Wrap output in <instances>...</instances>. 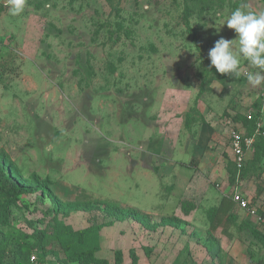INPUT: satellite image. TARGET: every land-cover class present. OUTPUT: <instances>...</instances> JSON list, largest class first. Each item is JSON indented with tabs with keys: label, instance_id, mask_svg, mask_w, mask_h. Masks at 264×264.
<instances>
[{
	"label": "rangeland",
	"instance_id": "1",
	"mask_svg": "<svg viewBox=\"0 0 264 264\" xmlns=\"http://www.w3.org/2000/svg\"><path fill=\"white\" fill-rule=\"evenodd\" d=\"M242 2L264 10L262 0H27L11 16L0 0V159L24 185L49 180L61 205L38 193L11 207L0 227L7 262L31 264L39 232L46 264L77 258L79 233L91 228L96 257L110 264H131L132 246L139 264H264L255 219L233 205L236 219L214 232L207 218L236 194L264 208V159L232 179L229 143L244 113L260 112L264 137V85L243 71L210 73L207 62L218 39L235 38L216 27ZM122 210L147 216L150 228L131 218L106 228Z\"/></svg>",
	"mask_w": 264,
	"mask_h": 264
},
{
	"label": "trees",
	"instance_id": "2",
	"mask_svg": "<svg viewBox=\"0 0 264 264\" xmlns=\"http://www.w3.org/2000/svg\"><path fill=\"white\" fill-rule=\"evenodd\" d=\"M188 1H195V0H188ZM264 2V0H262ZM138 7V4H136ZM238 7V4L232 5V11ZM194 16V12L189 6L186 7L184 10V14L182 16L184 26L186 27V30L188 33L193 35V40L195 43H197V35L198 31L194 30L190 24L191 18ZM101 28V27H100ZM120 30H122L124 27L123 25H119ZM100 34L99 29L94 33V37H96ZM209 71L210 73L217 74L214 66L210 67L211 62L207 60ZM224 75V74H223ZM201 93L197 97L196 103L198 102L200 98ZM258 107V106H257ZM200 115L198 112L197 106L192 110L191 113L187 115L186 120V127L191 128L192 124L196 122L197 117H195V114ZM201 117V116H200ZM236 122H240L243 127L246 130V134L248 136H252L255 133L256 130V124L261 121V114L260 112H254V118L253 121L249 122L246 119V114L243 116V120L236 119ZM263 130V128H262ZM261 130V131H262ZM253 159L251 162L248 160L245 168L241 172V177L244 178V176L249 173L251 170L257 169V167L260 165L262 160L264 159V137L262 134H259L256 137L255 143L253 148ZM235 167V166H234ZM232 179L236 177L237 170L235 167V170L232 172ZM20 174L18 173L17 169L14 168V166L11 163H7L6 161L0 159V227L9 225V219L11 214V207L16 206L20 199L22 197L26 196H32L35 194H42V196H47L53 201H56V197L53 196L52 192L50 191L49 185L50 181H42L39 178H36L35 183L32 186L24 185L21 181ZM232 201V200H231ZM57 203V201H56ZM224 203V202H223ZM218 208H211L207 211V218L210 222V228L211 231H217L219 228H221L225 222L235 220V216L231 213L230 214V207L235 206L233 202L226 201V205L223 204ZM252 205V203H251ZM56 206L60 207L58 203ZM194 209V205L190 204V202H184L182 204V210L185 213L186 216H189ZM263 217L264 214L260 213ZM118 219L114 221V224L116 222H125L128 220V218L133 219L138 224H142L145 227L150 226V220H148V217L145 215H142L139 212H124L123 210L120 211L118 214ZM145 222V223H143ZM108 225L107 227H111L114 225ZM170 226V223L163 224L162 227H168ZM153 227V226H152ZM257 228H252V232L255 235L256 238H258L261 241H264V233L260 230L259 225H256ZM150 228V227H149ZM103 229V228H102ZM101 231V229H98ZM93 229L89 228L79 233V242L85 246L86 249L83 250V252L79 253V256L77 258H74L73 256H69L68 259H62L60 258L57 260V264H110L105 259H99L96 257V253L99 251V237L98 234L95 232V236H93ZM90 236V237H89ZM36 243L37 246L40 247L41 250H43V243L45 240V236L42 232H39L36 236ZM38 250V254H33L37 256V263L36 264H46L45 263V255H41L42 251ZM120 258L118 259L121 263L123 253L122 251H117ZM32 255V256H33ZM43 256V257H42ZM130 259L131 264H139V258L134 250L130 251ZM0 264H15L14 262H7L6 261V254L3 251H0Z\"/></svg>",
	"mask_w": 264,
	"mask_h": 264
},
{
	"label": "clouds",
	"instance_id": "3",
	"mask_svg": "<svg viewBox=\"0 0 264 264\" xmlns=\"http://www.w3.org/2000/svg\"><path fill=\"white\" fill-rule=\"evenodd\" d=\"M26 4L27 0H7L9 14L21 15ZM225 24L228 29L234 30L235 38L229 40L221 37L215 42L208 52L210 67L214 66L217 72L236 78L243 71L250 85H264V10H254L242 2L216 27L217 33ZM242 60L247 62V68L243 70Z\"/></svg>",
	"mask_w": 264,
	"mask_h": 264
},
{
	"label": "built area",
	"instance_id": "4",
	"mask_svg": "<svg viewBox=\"0 0 264 264\" xmlns=\"http://www.w3.org/2000/svg\"><path fill=\"white\" fill-rule=\"evenodd\" d=\"M254 118V112L246 114V119L251 122ZM262 122L256 124L255 133L252 136H248L245 132H241L235 129L230 134V147L233 154V163L237 170L238 178L241 176L242 170L245 168L248 162V152L251 151L254 146L256 137L261 134ZM232 202L239 208V210L245 212L250 218L255 219L256 224L259 225L260 230L264 233V217L259 213L258 209L251 205L248 199H245L239 194L232 196ZM37 263V256L31 257V264Z\"/></svg>",
	"mask_w": 264,
	"mask_h": 264
},
{
	"label": "crops",
	"instance_id": "5",
	"mask_svg": "<svg viewBox=\"0 0 264 264\" xmlns=\"http://www.w3.org/2000/svg\"><path fill=\"white\" fill-rule=\"evenodd\" d=\"M245 114H249V113H244L243 114V116L245 115ZM262 127H263V124H262ZM233 129H235V131L236 130H238V131H241V132H245L246 133V130H245V128L243 127V125L240 123V122H236L235 121V123H234V127H233ZM229 143H230V140H229ZM253 149L251 150V151H249L248 152V155H247V158H248V160L249 159H251V156L253 155ZM230 155H231V160L233 161V154H232V150H231V147H230ZM245 199H246V197H245ZM249 200V199H248ZM250 202H251V200H249ZM254 207V206H253ZM260 208V210H262L263 212H264V208L262 207V206H257V208ZM258 208V209H259ZM126 222H128V221H125V222H116L115 224H117V223H126ZM114 224V225H115ZM129 224H130V222H129ZM113 225V226H114ZM113 226H111V227H113ZM106 228H110V227H106ZM106 228H104V229H106ZM103 229V230H104ZM127 230H132V226H128L127 227ZM125 231V229L123 228L121 231H120V235H122V233ZM131 234V233H130ZM131 241H132V239H133V241H135V237L133 236L132 238L131 237H129L128 235L129 234H125ZM160 246H162V245H160ZM182 246V245H181ZM143 249V252L145 253V252H148V253H150L151 252V250L150 249H148V248H142ZM131 250H134L135 252H136V254H137V256H138V258L140 259V254H139V252H138V249L136 248V246H132L131 247ZM130 250V251H131ZM118 251H122V250H118ZM122 253H123V255H124V258H125V254H124V251H122ZM129 258H130V252H129ZM125 260V259H124ZM140 261V260H139Z\"/></svg>",
	"mask_w": 264,
	"mask_h": 264
}]
</instances>
